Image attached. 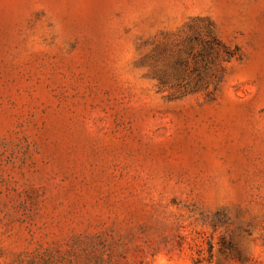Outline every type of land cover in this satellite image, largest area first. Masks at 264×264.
<instances>
[{
    "label": "rangeland",
    "instance_id": "1",
    "mask_svg": "<svg viewBox=\"0 0 264 264\" xmlns=\"http://www.w3.org/2000/svg\"><path fill=\"white\" fill-rule=\"evenodd\" d=\"M0 264H264V0H0Z\"/></svg>",
    "mask_w": 264,
    "mask_h": 264
}]
</instances>
